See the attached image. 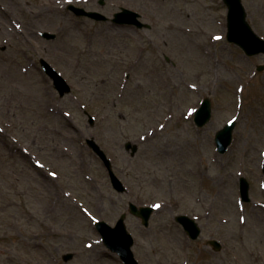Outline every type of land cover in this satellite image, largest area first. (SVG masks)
I'll use <instances>...</instances> for the list:
<instances>
[{
	"label": "rangeland",
	"instance_id": "rangeland-1",
	"mask_svg": "<svg viewBox=\"0 0 264 264\" xmlns=\"http://www.w3.org/2000/svg\"><path fill=\"white\" fill-rule=\"evenodd\" d=\"M66 1L0 0V264H122L94 222L125 212L140 264H264V54L226 40L221 0H106L138 11L149 29L82 23ZM242 3L264 38V0ZM39 58L70 93L57 94ZM205 96L211 119L197 127ZM232 119L220 154L214 134ZM87 137L126 192L112 189ZM125 142L137 145L133 157ZM239 176L250 202L239 200ZM129 202L159 205L147 227ZM177 214L196 219L197 239Z\"/></svg>",
	"mask_w": 264,
	"mask_h": 264
},
{
	"label": "water",
	"instance_id": "water-1",
	"mask_svg": "<svg viewBox=\"0 0 264 264\" xmlns=\"http://www.w3.org/2000/svg\"><path fill=\"white\" fill-rule=\"evenodd\" d=\"M227 5V40L234 42L239 45L247 55H253L257 53H264V40L260 38L246 22L245 16L246 13L241 4L240 0H224ZM137 13H133L128 10H123L122 13L116 14V18H123V21L128 23L134 22L138 27L143 26L144 24L136 20ZM149 27V25H145ZM46 38H53L54 34L44 33ZM41 64L48 73L53 81L54 86L59 90L60 95H63L66 92H69V87L64 81V79L44 60H41ZM261 68V67H259ZM211 114V103L209 98H204L201 106L195 111L194 122L197 126H203L210 118ZM234 127V122L225 125L222 129L216 132L215 141L217 149L220 153L225 152L227 146L229 145L232 137V128ZM88 145L94 150V152L100 157L103 164L108 170L110 176V181L112 186L119 192L124 191L125 188L122 185L121 181L114 175L111 168L110 160L106 158L104 152L99 148L98 145L94 143L92 139L87 140ZM125 148L131 149V155H133L137 149L136 145H132L130 142L125 144ZM248 182L244 177H240V196L243 201H249L248 197ZM130 212L138 215L142 218V223L147 225L148 218L151 213L150 207H139L137 208L133 204H129ZM124 214H122L117 220L114 227L109 226L104 221H99L96 223L97 229L102 236L104 245L112 251H116L125 264H138L134 259L133 253L130 249L133 240L131 235L127 232L124 225ZM175 220L180 222L185 230L188 232L191 238H196L200 232L197 224L193 219L189 218L186 215H178L175 217ZM215 249L220 248V244L211 240ZM70 254L65 256V259L69 257Z\"/></svg>",
	"mask_w": 264,
	"mask_h": 264
},
{
	"label": "flooded vegetation",
	"instance_id": "flooded-vegetation-1",
	"mask_svg": "<svg viewBox=\"0 0 264 264\" xmlns=\"http://www.w3.org/2000/svg\"><path fill=\"white\" fill-rule=\"evenodd\" d=\"M104 0L103 2H101V0H69L68 4H73L75 6H79L82 7L85 10L88 11H96V12H100L102 14H105L107 16H112V14H114L119 8L122 7L121 4H117L115 2H108ZM67 4V5H68ZM71 15H73L74 18H76V20L82 22V23H86V22H91L92 24H96V23H102V21L100 20H96V19H92L89 17H85V16H76L72 11H68ZM109 24H112V21H108Z\"/></svg>",
	"mask_w": 264,
	"mask_h": 264
},
{
	"label": "snow or ice",
	"instance_id": "snow-or-ice-1",
	"mask_svg": "<svg viewBox=\"0 0 264 264\" xmlns=\"http://www.w3.org/2000/svg\"><path fill=\"white\" fill-rule=\"evenodd\" d=\"M216 39H219V37H216ZM155 207H159V205H156Z\"/></svg>",
	"mask_w": 264,
	"mask_h": 264
}]
</instances>
